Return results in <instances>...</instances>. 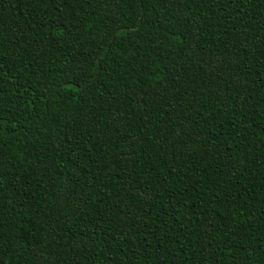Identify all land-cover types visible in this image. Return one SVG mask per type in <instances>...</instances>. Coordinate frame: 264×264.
<instances>
[{"label": "trees", "instance_id": "obj_1", "mask_svg": "<svg viewBox=\"0 0 264 264\" xmlns=\"http://www.w3.org/2000/svg\"><path fill=\"white\" fill-rule=\"evenodd\" d=\"M0 264H264V0H0Z\"/></svg>", "mask_w": 264, "mask_h": 264}, {"label": "water", "instance_id": "obj_2", "mask_svg": "<svg viewBox=\"0 0 264 264\" xmlns=\"http://www.w3.org/2000/svg\"><path fill=\"white\" fill-rule=\"evenodd\" d=\"M98 61H100V59H98Z\"/></svg>", "mask_w": 264, "mask_h": 264}]
</instances>
